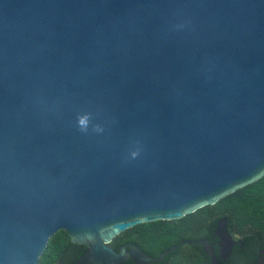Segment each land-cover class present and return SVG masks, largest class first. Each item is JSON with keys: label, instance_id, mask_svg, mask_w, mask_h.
Masks as SVG:
<instances>
[{"label": "water", "instance_id": "obj_1", "mask_svg": "<svg viewBox=\"0 0 264 264\" xmlns=\"http://www.w3.org/2000/svg\"><path fill=\"white\" fill-rule=\"evenodd\" d=\"M263 177L264 0H0V264L62 231L76 264H229L227 217L158 257L113 245Z\"/></svg>", "mask_w": 264, "mask_h": 264}, {"label": "trees", "instance_id": "obj_2", "mask_svg": "<svg viewBox=\"0 0 264 264\" xmlns=\"http://www.w3.org/2000/svg\"><path fill=\"white\" fill-rule=\"evenodd\" d=\"M221 217L229 219V226L233 233L241 235L248 244H251V247H255L259 237H264V177L225 197L217 204L204 207L184 219L171 222L158 221L134 227L119 236L113 246L118 251L125 243L133 242L139 244L148 253L158 257L161 253L183 240L211 238L214 234L216 222ZM58 234L51 239L40 264L49 249H54L53 241ZM65 235L68 238L67 245H60L56 248V250H59L58 255L51 260L50 264H55L60 260H64V264H76V261L84 253L85 246L72 243L66 233ZM217 240L218 238H215L213 241ZM190 247L194 251L192 257L198 264H208L209 258L201 245H190ZM183 248H178L164 262L171 261L172 263L175 259L183 256ZM65 249L67 250L65 251ZM184 257L189 259V255H184ZM124 264L136 263L130 260Z\"/></svg>", "mask_w": 264, "mask_h": 264}, {"label": "flooded vegetation", "instance_id": "obj_3", "mask_svg": "<svg viewBox=\"0 0 264 264\" xmlns=\"http://www.w3.org/2000/svg\"><path fill=\"white\" fill-rule=\"evenodd\" d=\"M229 229H230V226H229ZM230 232L234 236V239L237 241V244L234 246L231 256L228 259L229 264H264V237L263 238L259 237L258 243L256 244L255 247L253 246L254 247L253 248L251 247V244H248V242L245 240L244 237H242L239 234L233 233L231 229H230ZM206 239H211V238H206ZM213 240L211 241L213 243H216L218 241L217 240L214 242ZM184 246H190V245H184ZM214 248H215L216 254L219 255L218 246L216 245ZM66 250L67 249H65V251ZM210 262L211 261L209 259L208 264H210ZM170 263L171 261L163 262V264H170ZM55 264H64V260L57 261Z\"/></svg>", "mask_w": 264, "mask_h": 264}, {"label": "rangeland", "instance_id": "obj_4", "mask_svg": "<svg viewBox=\"0 0 264 264\" xmlns=\"http://www.w3.org/2000/svg\"><path fill=\"white\" fill-rule=\"evenodd\" d=\"M67 242L68 238L66 237L65 233L59 232L58 236L53 241L54 249H49L41 264H50L51 260L58 255L59 250H56V248L60 245H67ZM182 255L183 256L175 259L171 264H198V262L192 257L194 256V251L190 246H184ZM184 255H189V259H186Z\"/></svg>", "mask_w": 264, "mask_h": 264}, {"label": "clouds", "instance_id": "obj_5", "mask_svg": "<svg viewBox=\"0 0 264 264\" xmlns=\"http://www.w3.org/2000/svg\"><path fill=\"white\" fill-rule=\"evenodd\" d=\"M89 121H90V117L89 116H80L78 117V126L80 128L81 131H87L88 127H89ZM98 131L100 129H97Z\"/></svg>", "mask_w": 264, "mask_h": 264}]
</instances>
